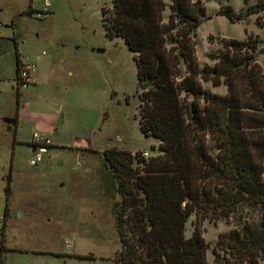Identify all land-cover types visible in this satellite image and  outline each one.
Masks as SVG:
<instances>
[{
	"label": "rangeland",
	"instance_id": "rangeland-1",
	"mask_svg": "<svg viewBox=\"0 0 264 264\" xmlns=\"http://www.w3.org/2000/svg\"><path fill=\"white\" fill-rule=\"evenodd\" d=\"M202 1L205 14L193 36L199 65L212 64L208 55L224 39L256 37L255 60L264 67V8L245 13L258 0ZM111 4L50 0L49 11L36 18L22 10L31 5L40 10L43 0H0V264H115L119 242L113 212L119 196L107 181L101 151L115 147L148 158L159 153V140L139 129L134 53L122 38L105 35L101 8ZM220 6L242 16L232 21L218 13ZM167 14L168 9L164 20ZM15 48L31 59L42 55L43 64L37 67L34 60L41 78L30 88L15 87ZM202 86L226 91L209 81ZM31 130L51 141L35 165L29 163ZM239 218L256 221L259 213L241 207L228 219L201 221L207 264L230 259L225 255L216 262L212 249L217 235ZM194 225L191 215L185 236Z\"/></svg>",
	"mask_w": 264,
	"mask_h": 264
},
{
	"label": "trees",
	"instance_id": "trees-1",
	"mask_svg": "<svg viewBox=\"0 0 264 264\" xmlns=\"http://www.w3.org/2000/svg\"><path fill=\"white\" fill-rule=\"evenodd\" d=\"M168 1L112 0L101 8L105 35L122 38L134 53L139 129L159 140L160 150L148 158L115 147L101 151L107 181L119 196L113 212L119 248L113 261L207 264L201 221L208 216L228 219L246 207L258 211V220L236 219L217 235L212 253L216 262L228 255L225 264H256L264 258V67L255 60L259 40L224 39L208 55L212 64L200 66L193 36L205 14L203 1ZM261 8L264 0L245 13ZM218 13L232 21L242 16L228 6H220ZM205 81L224 85L225 93H212L202 86ZM191 215L195 225L185 236Z\"/></svg>",
	"mask_w": 264,
	"mask_h": 264
},
{
	"label": "built area",
	"instance_id": "built-area-1",
	"mask_svg": "<svg viewBox=\"0 0 264 264\" xmlns=\"http://www.w3.org/2000/svg\"><path fill=\"white\" fill-rule=\"evenodd\" d=\"M50 6V0H43V7L40 10H35L34 17L40 18L42 14L46 13V10ZM15 85L17 89H26L33 83L32 72L35 69V62L27 55H20L17 59ZM51 144L48 136L33 132L29 139V145L34 147L32 157L29 160L31 165H35L41 160V154ZM145 156L147 152L143 153Z\"/></svg>",
	"mask_w": 264,
	"mask_h": 264
},
{
	"label": "crops",
	"instance_id": "crops-1",
	"mask_svg": "<svg viewBox=\"0 0 264 264\" xmlns=\"http://www.w3.org/2000/svg\"><path fill=\"white\" fill-rule=\"evenodd\" d=\"M50 7V6H49ZM41 9V8H40ZM24 13H32L33 11H35L34 10V7L31 5V7H28L27 9H23L22 10ZM49 11V8L46 10V12H48ZM14 23L11 21V27H12V29H11V37H12V39H13V42H14V44H16L17 43V36H16V34H15V28L13 27L14 25H13ZM43 53V52H42ZM16 56H20V52L19 51H17V49L15 48V77H16ZM42 55H35V56H33V61L35 60L36 61V65H37V67H38V65L40 64V63H44V61H43V58L41 57ZM36 65H35V68H36ZM38 69V68H37ZM37 69H35L33 72H32V77H33V83L30 85V87L32 86V85H36V83L37 82H39V80H40V78H41V74H39V70H37ZM15 77H14V83H15ZM15 87H16V85H15ZM29 87V88H30ZM11 89H13V87L11 86ZM16 89H17V87H16ZM18 90V89H17ZM17 102H16V111H17ZM9 113H11V112H9ZM5 115H8V116H6V117H9V118H11L9 115L10 114H5ZM8 119V118H7ZM10 119H8V121H9ZM33 132H37V131H35V130H31V133H33ZM38 133H43V132H38ZM44 134V133H43ZM44 135H46V134H44ZM47 136V135H46ZM28 143H29V138H28ZM51 145V144H50Z\"/></svg>",
	"mask_w": 264,
	"mask_h": 264
},
{
	"label": "water",
	"instance_id": "water-1",
	"mask_svg": "<svg viewBox=\"0 0 264 264\" xmlns=\"http://www.w3.org/2000/svg\"><path fill=\"white\" fill-rule=\"evenodd\" d=\"M30 148H31V152H33V151H34V147H33V146H31ZM157 152H160V150L158 149V151H157Z\"/></svg>",
	"mask_w": 264,
	"mask_h": 264
},
{
	"label": "flooded vegetation",
	"instance_id": "flooded-vegetation-1",
	"mask_svg": "<svg viewBox=\"0 0 264 264\" xmlns=\"http://www.w3.org/2000/svg\"><path fill=\"white\" fill-rule=\"evenodd\" d=\"M31 147V146H30Z\"/></svg>",
	"mask_w": 264,
	"mask_h": 264
}]
</instances>
